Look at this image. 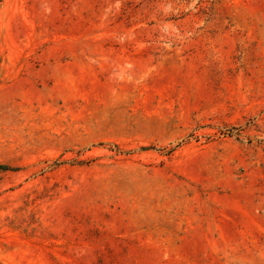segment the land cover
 I'll return each instance as SVG.
<instances>
[{"label": "rangeland", "instance_id": "1", "mask_svg": "<svg viewBox=\"0 0 264 264\" xmlns=\"http://www.w3.org/2000/svg\"><path fill=\"white\" fill-rule=\"evenodd\" d=\"M0 264H264V0H0Z\"/></svg>", "mask_w": 264, "mask_h": 264}, {"label": "trees", "instance_id": "2", "mask_svg": "<svg viewBox=\"0 0 264 264\" xmlns=\"http://www.w3.org/2000/svg\"><path fill=\"white\" fill-rule=\"evenodd\" d=\"M10 168H8L7 166H3V165H0V173L1 172H6V171H9Z\"/></svg>", "mask_w": 264, "mask_h": 264}]
</instances>
